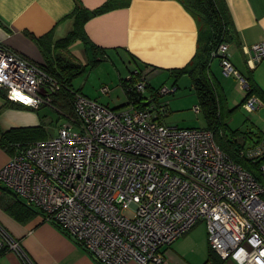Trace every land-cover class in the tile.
I'll return each instance as SVG.
<instances>
[{"label":"built area","instance_id":"1","mask_svg":"<svg viewBox=\"0 0 264 264\" xmlns=\"http://www.w3.org/2000/svg\"><path fill=\"white\" fill-rule=\"evenodd\" d=\"M228 50L221 43L213 56L244 85ZM246 52L256 67L264 41ZM132 76L125 90L144 94L149 82L142 73L135 81ZM60 87L39 64L0 41V91L8 99L38 108ZM176 91L162 85L153 99L142 98L151 100L148 105L129 102L122 109L75 93L79 125L68 119L52 137L17 144L0 169V183L43 211L100 264H163L165 248L202 220L221 259L264 264V185L221 148L213 130L163 122L167 109L158 99ZM261 104L251 95L244 107L252 112ZM241 154L262 156L264 140ZM260 169L264 178V162ZM6 249L31 262L0 224V254Z\"/></svg>","mask_w":264,"mask_h":264},{"label":"crops","instance_id":"2","mask_svg":"<svg viewBox=\"0 0 264 264\" xmlns=\"http://www.w3.org/2000/svg\"><path fill=\"white\" fill-rule=\"evenodd\" d=\"M223 2L231 22L228 57L250 83L254 91L251 94L258 96L262 102L257 110L246 111L250 115L247 119L251 120V123H247L250 125L249 131L235 128L249 136L246 143L252 146L256 141L264 140V58L251 69L246 49L264 41V0ZM72 33H76L77 38L64 52L74 54L82 64L88 65L86 47L94 44L104 51L102 60L108 59L115 66L126 104H116L111 108L122 109L128 105L123 81L128 79L131 72L135 74L137 68L143 70L146 79L159 74H164L167 79L172 78L169 80L171 85L165 83L166 80L154 85V79H151L149 88L144 92L146 97L153 99L155 90L162 85L176 86L174 94L162 96L163 104L170 109L184 107L189 90L193 97H197V103L195 99H191V103L199 106L192 79L184 70L205 38L191 10L182 0H0V41L40 66L45 61L47 45L43 39L50 35L62 39ZM83 44L85 48L81 46ZM76 48L78 51L82 48L81 56L76 53ZM121 64L126 67H121ZM225 74L221 58L214 57L211 61V75L219 88L224 103L222 105L233 114L241 107L245 109L243 102L250 93L248 85L241 84L235 75L230 74L241 84L238 87L239 94L244 92L240 100L233 99L234 104H230L229 95L237 90V86L231 84ZM0 94L3 95V99H0L1 169L13 154V149L4 139V133L17 127L40 125L41 119L35 109L11 101L5 91H0ZM87 96L110 105L109 99L96 92ZM198 112L203 113L202 110ZM163 122L179 125L169 123L165 117ZM206 125L207 121L202 128ZM239 139L243 141L246 138ZM14 196L0 183V224L19 241L31 262L6 249L0 255V264H100L81 244L75 242L57 224L44 221L40 214L36 213L26 221L10 214L6 206L12 203ZM201 222L204 225H198ZM199 223L165 248L163 264H206L210 253L214 251L208 243L206 222L202 220ZM127 264L138 263L130 261ZM225 264L234 262L229 260Z\"/></svg>","mask_w":264,"mask_h":264},{"label":"trees","instance_id":"3","mask_svg":"<svg viewBox=\"0 0 264 264\" xmlns=\"http://www.w3.org/2000/svg\"><path fill=\"white\" fill-rule=\"evenodd\" d=\"M182 1L191 10L199 25L200 32L206 33L205 40L200 44L197 54L184 70L192 79L193 86L198 96L200 110H202L204 118L207 121L205 128L213 130L216 140L221 148L232 159L242 164L244 168H246L251 174H253V176H255V178H257L259 182H261V184L264 185V178L260 169L261 164L264 162V154L256 159L248 158L246 155L241 154V150L249 146L246 143V140L249 139V136L241 130L232 129L229 126V122L226 120V115L229 113V111H224L225 108L222 105L224 103L221 99V94L218 90L219 88L217 87V83L214 81L211 75V61L214 57H217L213 56V51H215L221 43H228L231 32V22L226 5L223 0ZM50 37L51 35L48 37L46 36L43 41H48ZM75 38H77L76 33L69 34L65 38L60 39L62 44L58 45L57 47L63 45L64 48H67L75 40ZM47 45L46 51L44 52L46 61L41 64V67L49 75L56 78L61 84L60 89L52 94L53 98H51V100L54 103L55 110L58 113H63V116H70L74 113V95L75 93L79 92V90H75L73 87L72 81L76 76L84 73L88 66H94L98 62L102 61V53L104 51H101L100 48L94 44L87 46L86 52L89 57V63L88 65H84L72 53L53 54L49 44ZM138 74L140 76L141 72ZM137 77L138 76H132V79H137ZM127 81L128 79L123 81L124 88H126ZM248 91L250 94L246 97L244 102L249 96L254 95L251 94L254 93V91H252L249 82ZM143 97L146 96L141 92H127L128 103L132 102L135 104H142L141 100ZM165 106L168 110L166 104ZM239 133L240 135L238 136ZM45 138H47L46 132L41 124L28 127H17L4 133V139L7 140L8 145L13 150L17 144L24 145L32 141ZM239 138L246 139L240 141ZM262 140L263 139L260 141H253H256L255 144H258ZM6 209L10 214L14 215V217L21 221H26L30 217H33L36 213L40 214L45 221L43 211L34 206L28 205L16 195L12 198V203L6 206ZM52 223L57 224L55 222ZM57 225L59 226V224ZM210 261H212V264H224L225 262L215 252L210 253V257L206 264H208Z\"/></svg>","mask_w":264,"mask_h":264},{"label":"rangeland","instance_id":"4","mask_svg":"<svg viewBox=\"0 0 264 264\" xmlns=\"http://www.w3.org/2000/svg\"><path fill=\"white\" fill-rule=\"evenodd\" d=\"M205 37H206V33L204 32V38ZM48 41H49V43H48ZM48 41H47V44H49V47H51L53 54L66 53V52H64L65 48L63 47V45L60 47H57L58 45L62 44L60 39H55L54 36H51L48 39ZM71 45H73V43H71ZM81 46L83 47L84 44ZM84 48H85V46H84ZM75 50H76V53L78 54V56H81L80 54L83 53L82 48L80 51H78L77 48ZM100 62H98L99 63L98 65L88 66L87 70L84 73L76 76L74 78V80L72 81L73 87L75 88V90H80V93H82L85 96L91 95V94L96 92V94H99L101 97H106L107 99H109L110 108L115 106L116 104H121V105L126 104L125 103L126 98H125V95L123 94V92L121 90L120 78L118 77V72L116 71L115 66L108 59H106L104 61L102 60ZM106 63H109V65L107 64L108 66H105L104 64H106ZM121 67L125 68L126 65L121 64ZM139 69L140 68H137V73H139V72L142 73V71ZM131 74H133V73L131 72ZM135 74H136V72H135ZM225 75L227 78H229L231 84H234L235 86H237L236 87L237 90H234L232 92V94L229 95L230 104H234V103H232L233 99L240 100V98H241L240 96L243 95L244 92L239 94L240 90L238 89V87L241 84L239 82L240 80L238 81L236 79L237 77L235 78V76H230V74H225ZM151 79H152V81L154 79V85L160 84V82H162L163 80H166L165 83L171 85L169 83L170 82L169 80H171L172 78L169 77L167 79V77L164 74H159L157 77H150V78L147 77L148 82H151ZM132 80L135 81L138 79L133 78ZM245 81L246 82H244V84L248 85V82L246 79H245ZM104 85H107L111 88V91L108 94H104L100 91ZM182 85H184V81L182 82ZM187 88H189V87H186V89ZM100 92H101V94H100ZM147 92H149V90ZM187 95L188 96L185 98L187 103L184 105V107H180V109H178L176 107H172L171 109L168 108L165 118L169 123L179 124L178 126H180V127L195 126V128H197V127L202 128V126H204L206 124L203 113H200L197 110H195V106L197 104H193L190 101L191 99H195V101L197 103V97H196V95H194V97H193L192 96L193 94L189 90H188ZM2 96L3 95L0 94V99L1 98L3 99ZM87 97H89V96H87ZM51 98H53V96ZM90 98H94V97H90ZM162 98L163 97H160L161 100L158 99V101L161 102ZM94 99H96V98H94ZM144 102H146V101H142V104ZM19 103H22V102H19ZM22 104H24V103H22ZM25 106H28V105H25ZM28 107L33 108L31 106H28ZM40 107L41 108L38 107L39 109H37V108H33V109H35L34 111L35 112L37 111V113L39 114L38 116L41 119L40 124L45 129L47 138L52 137L55 134H57L61 125H63L68 119L73 121L75 124L79 125V121L77 118H75L74 113L70 116H66V115L63 116V113H58L55 110V105L52 102V100L50 102H47V103H42L40 105ZM226 110L227 109L225 108L224 111H226ZM247 118H250V115L246 112V110L243 107H241L237 112H235L233 114L228 113L226 115V120H228L229 126L232 129L240 128L242 131H245V132L250 130L249 129L250 125H247V123H251V120L250 119L248 120ZM239 135H240V133L238 134V136ZM200 224H203V222L199 223L198 225H200ZM194 227H192L187 233H189L192 229H194ZM187 233H185V234H187ZM184 235H182V236H184ZM227 261H229V260H226L224 262V264Z\"/></svg>","mask_w":264,"mask_h":264},{"label":"water","instance_id":"5","mask_svg":"<svg viewBox=\"0 0 264 264\" xmlns=\"http://www.w3.org/2000/svg\"><path fill=\"white\" fill-rule=\"evenodd\" d=\"M150 101H151V100H147V101H146V102H144L143 104H144V105H147V104H149V103H150Z\"/></svg>","mask_w":264,"mask_h":264},{"label":"bare ground","instance_id":"6","mask_svg":"<svg viewBox=\"0 0 264 264\" xmlns=\"http://www.w3.org/2000/svg\"><path fill=\"white\" fill-rule=\"evenodd\" d=\"M258 97V96H257Z\"/></svg>","mask_w":264,"mask_h":264}]
</instances>
